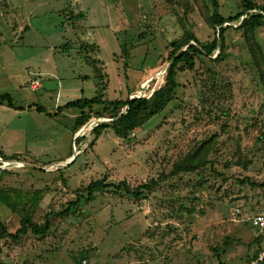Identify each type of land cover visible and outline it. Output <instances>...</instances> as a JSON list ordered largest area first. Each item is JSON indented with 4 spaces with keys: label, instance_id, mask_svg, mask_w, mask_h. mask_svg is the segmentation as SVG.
<instances>
[{
    "label": "rangeland",
    "instance_id": "1",
    "mask_svg": "<svg viewBox=\"0 0 264 264\" xmlns=\"http://www.w3.org/2000/svg\"><path fill=\"white\" fill-rule=\"evenodd\" d=\"M219 4L224 17L241 12L240 0ZM213 12L210 0H0V94L25 109L2 105L1 143L6 151L31 153L11 168L13 160L0 157L6 162L0 187L45 190L48 203L35 220L52 225L46 237L29 233L19 243L3 242L6 264H76L83 251L90 254L87 264H246L259 242L264 251V237L250 223L264 209V68L259 73L253 65L239 25L226 34L227 58H199L194 71L179 73L177 99L130 140L107 129L91 146L98 120L107 118L92 116V132L83 134L86 124L73 137L79 109L53 117L36 109L54 115L68 94L96 97L94 66L106 100L126 99L129 90L151 98L165 82L163 57L173 40L191 33L207 43L217 36L209 23ZM79 13L83 19L75 20ZM27 27L23 41L18 37ZM254 38L264 58V28ZM125 44L132 56L127 70ZM36 71L49 74L38 77L43 89L32 91L25 83ZM71 80L80 92L70 91L76 88ZM206 143L204 168L170 175L177 161ZM71 155L73 164L46 170ZM102 178L133 188L150 180L159 185L141 200L114 189L99 192L70 216H57ZM0 222L11 233L21 227L20 216L1 202Z\"/></svg>",
    "mask_w": 264,
    "mask_h": 264
},
{
    "label": "trees",
    "instance_id": "2",
    "mask_svg": "<svg viewBox=\"0 0 264 264\" xmlns=\"http://www.w3.org/2000/svg\"><path fill=\"white\" fill-rule=\"evenodd\" d=\"M210 1L212 2L214 12L209 18V23L214 30H218L217 36L207 43L200 42L198 38L191 33H188L181 39L173 40L169 44L167 56L163 57V59H165V64L166 62L169 64L166 69L165 82L152 94L151 98L140 97L131 99V96L135 94L136 91L130 92L129 90L128 98L126 99L113 101L106 100L102 93L106 89L105 87L102 88L100 86L102 75L98 71L99 68L94 66V78L97 80L96 97L93 99L82 98L76 101H71L64 106L59 107L54 115H51L44 107L40 106L36 107L37 111L45 113L48 117H53L63 113L64 110L73 108L79 109L81 114L77 117L73 128L74 136L92 119V116L113 119V121L104 123L93 130L92 135L94 138L90 144L91 146L96 144L102 133L107 129H111L116 137L122 140H130L134 138L133 134L139 133L144 125L152 118L163 114L169 105L177 99L176 93L179 87V73L194 71L199 58L210 59V61L216 63L224 61L227 58L226 34L230 29H234L231 24H234L235 26L239 25L236 29L243 32V37L251 53L253 65L259 73H263L264 58L259 52L258 44L254 37L259 29L264 28V5H258L254 0H240L241 12L236 16L224 17L219 13V0ZM83 17L84 14L79 13L75 15L74 19H83ZM85 48L87 49V46H85L84 49ZM123 49V55L127 61L125 69L127 70L132 56L129 50H127L126 44ZM217 50H219V52L217 57L214 58L213 56H216ZM126 78H128L127 73ZM261 78L263 79L264 75ZM0 103H5L12 109H23L14 104L10 95L0 94ZM94 106H100L101 110L96 111ZM125 109L126 112L123 113ZM210 149L211 147L207 143L201 144L197 149L186 154L184 159L177 161L174 164L170 175L198 172L208 163L205 156L209 155L208 152ZM0 157L5 161H15L22 160L21 157L23 156L16 155L7 158L0 151ZM74 162L75 160L72 164ZM158 185L159 180H150L148 183L142 184L136 188L131 187L126 181L112 184L108 183L106 178L95 180L86 187L87 195L85 198L83 196H78L75 201L71 202L69 206L63 212L58 213L57 216H70L72 209L77 207L82 199H85L86 202H91L95 199L96 193L99 192L102 193L114 189L117 193L125 192L126 196L141 200L146 197L147 193H152ZM252 185L256 186V183H252ZM259 186L263 187L264 184H260ZM44 191L45 190L28 192L17 188L0 187V202L5 204L14 214L20 216L21 224V227L15 233H10L6 224L0 222V264H6L3 261L2 256L3 248L8 240H11L13 243H19L23 238H27L29 233L36 237H46L51 232L52 225L49 220H47L44 225L35 220L38 207L46 195V192ZM21 213L24 214L22 215ZM3 242H5V244ZM258 248L259 249L256 253H259L262 250L260 248V242L258 243ZM83 252L84 253L79 257L74 258L76 264H83L84 261H87L88 263L90 254L87 251ZM215 252H217V250H215ZM225 252L226 251H224V253ZM216 255L219 256L217 253ZM255 255L249 257L247 263L254 259L256 257ZM219 264H222V262L219 261Z\"/></svg>",
    "mask_w": 264,
    "mask_h": 264
},
{
    "label": "crops",
    "instance_id": "3",
    "mask_svg": "<svg viewBox=\"0 0 264 264\" xmlns=\"http://www.w3.org/2000/svg\"><path fill=\"white\" fill-rule=\"evenodd\" d=\"M29 30V28L27 27V28H25V30L20 34L21 35V37H18V35L19 34H16V37H18L19 39H23V41H24V34L27 32ZM2 38V37H1ZM12 42V44L14 43L13 42V40L11 41ZM10 42V43H11ZM2 43H7L5 40H2ZM31 72V71H30ZM27 74H28V72H27ZM47 74H49V73H46V72H44V71H42V72H32V73H29L28 74V76H33L35 79H39L38 77H42V76H48ZM78 77H81V76H78ZM75 79V78H74ZM95 79V78H94ZM80 80H81V78H80ZM86 80V78H84L83 79V81H85ZM31 81H32V79H28L27 78V83H25V84H29L30 86H31ZM72 81V83H74V86L76 87V88H73L72 90L70 89V91L71 92H74V91H76V89L78 88V91L80 92V89H81V85H78L79 84V82H76V81H74V80H71ZM97 84V83H96ZM97 86V85H96ZM42 88V87H41ZM41 88H39L38 90H40ZM43 89V88H42ZM31 90H32V88H31ZM38 90H36V91H38ZM33 91V90H32ZM82 94H83V96H84V93H83V90H82ZM82 94H80V97H81V95ZM69 95V94H68ZM68 95H66V98H64V99H68L69 101H68V103L69 102H71V101H76V100H78V99H76V100H71L72 98H68ZM78 95V94H77ZM76 95V96H77ZM60 96V94H58V97ZM81 99V98H80ZM61 100H62V96L60 97V99L58 100L60 103H61ZM3 104H1L0 103V108H3V106H2ZM29 105H32V104H29ZM60 105V104H59ZM17 106V105H16ZM19 107V106H18ZM56 107V106H55ZM59 107H62V106H59ZM58 107V108H59ZM57 108V109H58ZM10 109H12V108H10ZM13 110H16V111H24L23 109H19V110H17V109H13ZM1 128V127H0ZM4 131L3 130H1L0 131V151L4 154V155H8V156H25V155H27V156H30L31 155V153H30V150H26V153H21V152H19V151H11V150H9V149H11V148H14V147H12L13 145H16L17 147L19 146V145H23V143L22 142H19L18 144H9V145H7V146H9L8 148H7V150H9V151H6V150H4L3 149V147H5V145H2V143H1V140H3V135H4ZM81 135H83L82 133H81ZM73 137H76V135L74 136L73 135ZM2 145V146H1ZM17 147H15V148H17ZM78 151V150H77ZM28 153V154H27ZM77 154H78V152H76ZM19 154V155H18ZM22 154V155H21ZM23 158V157H22ZM72 159H73V157H72V155L71 156H69V157H67L65 160H63V161H60V162H58L57 164H55L56 166L58 165V164H65V165H67V164H70V162L72 161ZM23 161H25V166H28L27 164H28V162H27V160H25V159H23ZM55 165H49V166H51V167H53L54 169H56V170H60L61 169V167L60 168H56V167H54ZM46 167H47V165H46ZM48 196H47V194L45 195V197H44V199H43V201L40 203V206L38 207V211L37 212H39V211H41V208L44 206V205H46L48 202H47V198ZM11 233V232H10ZM26 239V238H25Z\"/></svg>",
    "mask_w": 264,
    "mask_h": 264
},
{
    "label": "built area",
    "instance_id": "4",
    "mask_svg": "<svg viewBox=\"0 0 264 264\" xmlns=\"http://www.w3.org/2000/svg\"><path fill=\"white\" fill-rule=\"evenodd\" d=\"M164 77V76H163ZM31 88L33 91H36L38 90L39 88H41V81L39 79H34L31 81ZM153 94V93H152ZM151 94V96H152ZM132 97H135V98H140L142 97L141 95L139 96H136V94H133L131 96ZM126 111V109L124 110V112ZM109 120H112V119H109ZM77 136V135H76ZM134 137H136L135 134H133ZM75 148V147H74ZM75 151L77 152L76 148H75ZM16 162V163H14ZM12 165L9 166V168L13 167V166H16L20 163H18L17 161H13L11 162ZM5 165V161L4 160H0V167H3ZM8 168V169H9ZM46 170L47 171H52L54 170L53 167L51 166H47L46 167ZM250 223L252 224V226L254 227L255 230L259 231L260 234L264 237V209H260L259 212L250 219ZM255 255V254H254ZM256 257L254 259H252L250 262L246 263V264H264V251L261 250L259 253H257L255 255ZM83 264H87V261H84Z\"/></svg>",
    "mask_w": 264,
    "mask_h": 264
},
{
    "label": "bare ground",
    "instance_id": "5",
    "mask_svg": "<svg viewBox=\"0 0 264 264\" xmlns=\"http://www.w3.org/2000/svg\"><path fill=\"white\" fill-rule=\"evenodd\" d=\"M163 80V79H162ZM163 82V81H162ZM161 82V83H162ZM93 127H94V123H90L89 125H87L84 129H83V134H88V133H90V131L93 129ZM6 163V162H5ZM7 163H11V162H7ZM14 163H16V162H14ZM9 165V164H8ZM60 167H62V166H65V165H59Z\"/></svg>",
    "mask_w": 264,
    "mask_h": 264
},
{
    "label": "water",
    "instance_id": "6",
    "mask_svg": "<svg viewBox=\"0 0 264 264\" xmlns=\"http://www.w3.org/2000/svg\"><path fill=\"white\" fill-rule=\"evenodd\" d=\"M169 66V65H168ZM168 66H167V68H168ZM166 68V69H167ZM166 72V71H165ZM154 91H156V90H153V93H154ZM135 97H132L131 99H134ZM126 112V111H125ZM125 112H123V113H125ZM122 113V114H123ZM99 121V123H100V125H102V124H104V123H109V122H111V121H113V119L112 120H109V119H102V120H98ZM88 125V124H87ZM85 127V126H84ZM91 132H92V130H91ZM77 135H80L79 134V132L77 133ZM78 137V136H77ZM71 162H73V159H72V161ZM70 162V163H71ZM66 166V165H65ZM65 166H62L61 168H63V167H65Z\"/></svg>",
    "mask_w": 264,
    "mask_h": 264
}]
</instances>
